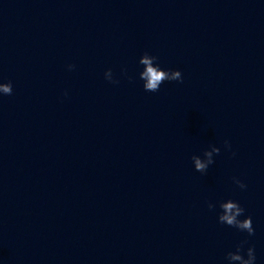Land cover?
I'll use <instances>...</instances> for the list:
<instances>
[{
  "label": "water",
  "instance_id": "95a60500",
  "mask_svg": "<svg viewBox=\"0 0 264 264\" xmlns=\"http://www.w3.org/2000/svg\"><path fill=\"white\" fill-rule=\"evenodd\" d=\"M145 52L183 83L145 91ZM9 81L0 264H227L246 238L264 264V0H0Z\"/></svg>",
  "mask_w": 264,
  "mask_h": 264
},
{
  "label": "clouds",
  "instance_id": "9594fccd",
  "mask_svg": "<svg viewBox=\"0 0 264 264\" xmlns=\"http://www.w3.org/2000/svg\"><path fill=\"white\" fill-rule=\"evenodd\" d=\"M158 59L157 56L151 55L148 52H145L140 58L139 63L144 66L143 70L140 72V79L144 81L145 91L158 92L165 81H179L180 83H183V75L180 70H164L160 67L159 63H157ZM74 68V64L68 65L69 70H73ZM104 75L105 79L109 82L119 84L120 81L114 78L112 69H108ZM0 94H13V85L11 81L7 83L0 82ZM64 95L66 96L67 92H65ZM224 147L230 151L232 148L230 141L225 140ZM220 152V147L211 145L209 149H205L203 157L200 155H193L191 159L195 170L202 174L207 173L209 166L215 163L214 156L218 155ZM233 155H235L234 152ZM232 181L241 190H246L248 187L239 177H232ZM219 207L221 211L218 220L221 224L234 227L240 232H246L248 237L255 235L252 217L247 216L244 219H240V217L244 216L246 209L241 206L238 201L232 199L221 201ZM208 208L209 210H214L216 204L208 202ZM225 260L227 261V264H256L257 256L255 246L251 245L247 238L241 240L235 246V250L226 253Z\"/></svg>",
  "mask_w": 264,
  "mask_h": 264
}]
</instances>
